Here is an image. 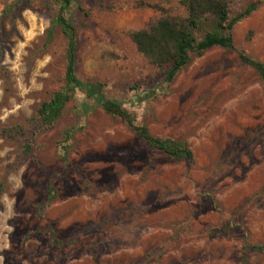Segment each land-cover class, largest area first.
Returning a JSON list of instances; mask_svg holds the SVG:
<instances>
[{
  "label": "rangeland",
  "instance_id": "374dc122",
  "mask_svg": "<svg viewBox=\"0 0 264 264\" xmlns=\"http://www.w3.org/2000/svg\"><path fill=\"white\" fill-rule=\"evenodd\" d=\"M17 1L0 0V264H264L248 248L264 244V85L238 54L264 62V0H234V12L261 3L236 26V49L193 58L170 85L129 33L186 15L181 0H23L5 17ZM61 10L77 76L96 95L79 93L36 133L29 120L65 85L68 40L59 27L47 37ZM100 98L154 136L187 141L194 162L149 149ZM18 126L24 137L2 136Z\"/></svg>",
  "mask_w": 264,
  "mask_h": 264
},
{
  "label": "trees",
  "instance_id": "16d2710c",
  "mask_svg": "<svg viewBox=\"0 0 264 264\" xmlns=\"http://www.w3.org/2000/svg\"><path fill=\"white\" fill-rule=\"evenodd\" d=\"M63 9H68L74 0H51ZM234 0H181L180 4L186 11V15H175L169 18L159 19L148 29L133 31L129 37L135 44L138 52L142 54L149 63L161 71L162 82L170 85L174 82L179 73L190 65L193 58L203 57L206 52L214 48L225 50L236 49L234 31L236 26L243 20L249 18L260 8V2H251L238 12H234L232 4ZM23 0H18L8 6L4 16H10L16 6L22 5ZM148 8L164 11L158 5H147ZM1 22V21H0ZM61 28L68 40L67 68L64 77L65 85L56 91L50 98L44 101L36 110L29 124L35 128L36 133H44L52 129L61 119L67 104L79 93L86 96L95 94V87H88L83 84L76 72V29L73 23L65 18L63 11H59L48 29V41L53 39L55 28ZM241 62L253 69L264 85V62L249 56L244 50L238 49ZM0 48V59H1ZM1 67L0 60V71ZM99 103L104 111L121 119L136 136L144 141L148 148L165 154L170 160L182 162H194V154L187 141L184 139H173L154 136L148 127L140 126L134 114L124 105L106 98H100ZM2 136L7 139L24 137L25 131L22 126L6 128L1 131ZM72 139V133H64V142L60 147L64 150L63 160L69 163L70 146L67 145ZM65 144V145H64ZM26 153H31L32 144L25 147ZM5 192V186L0 185V199ZM58 196V191L53 185L49 186V203ZM45 208V205L38 207V212ZM51 238L57 245L62 247L63 243L51 231ZM249 249L258 252L264 251V244L248 246Z\"/></svg>",
  "mask_w": 264,
  "mask_h": 264
}]
</instances>
